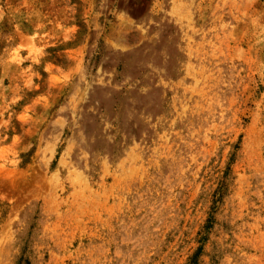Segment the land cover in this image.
<instances>
[{
  "label": "rangeland",
  "instance_id": "rangeland-1",
  "mask_svg": "<svg viewBox=\"0 0 264 264\" xmlns=\"http://www.w3.org/2000/svg\"><path fill=\"white\" fill-rule=\"evenodd\" d=\"M0 264H264V0H0Z\"/></svg>",
  "mask_w": 264,
  "mask_h": 264
}]
</instances>
